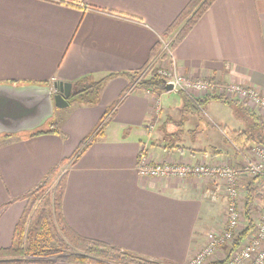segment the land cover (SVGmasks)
<instances>
[{
    "label": "crops",
    "instance_id": "obj_1",
    "mask_svg": "<svg viewBox=\"0 0 264 264\" xmlns=\"http://www.w3.org/2000/svg\"><path fill=\"white\" fill-rule=\"evenodd\" d=\"M70 1L0 0V84L47 81L71 83L73 89L86 76L104 79L95 105H73L62 114L58 125L65 137L0 135V248L14 241L27 204L18 198L54 165L74 157L81 141L111 110L103 136L65 167L64 219L83 237L146 259L187 264L210 236L225 228L226 184L221 179L142 176L140 153L145 151L151 164L204 162L238 168L240 204L250 182L260 190L254 216L255 209L264 206V185L253 177L246 183L249 175L242 166L250 151L239 152L227 141L228 130L246 129L252 118L246 113L241 120L220 100L205 104V117L201 112L191 116L185 104L176 117L175 106L163 105L166 91L160 96L141 90L127 93L131 74L150 64L153 47L190 0ZM172 55L185 77L254 87L264 95V0H215ZM169 64L170 58L164 57L154 66ZM111 73L128 74L110 77ZM216 107L221 114L209 113ZM247 107L264 122L263 109ZM164 113L168 124L163 123ZM216 117L229 122L221 124ZM155 121L156 127L148 129ZM159 124L166 133L154 138ZM178 132L190 142L194 136H205L206 144L172 145L167 135Z\"/></svg>",
    "mask_w": 264,
    "mask_h": 264
},
{
    "label": "trees",
    "instance_id": "obj_2",
    "mask_svg": "<svg viewBox=\"0 0 264 264\" xmlns=\"http://www.w3.org/2000/svg\"><path fill=\"white\" fill-rule=\"evenodd\" d=\"M60 1L69 4L73 3L70 0ZM214 1L190 0L187 3L172 24L165 30L162 39L153 47L150 64L131 74V83L127 89V93L141 90L150 92L155 96H160L165 92L169 83L164 76L158 73V68L154 66L157 59L162 60L168 55L163 48L162 40L166 38L165 40L168 41L169 48L171 50L175 49L194 28ZM125 74L128 73H111L110 77ZM103 83L104 79L96 81L90 76L80 78L75 82L72 92L68 97L69 103L71 104V99L74 97V102L79 101V104L85 106L95 105L99 100ZM39 84L48 83L44 81ZM183 93L185 96V108L187 110H201L207 102L220 100L234 108L240 115L245 116L248 113L251 116L252 121L249 130L237 129L228 130L227 132V141L233 144L239 152L243 153L251 142L264 144V122L247 107L244 101L235 97L228 99L212 94L196 97L186 92ZM117 104L118 102L115 105ZM110 112L111 110H108L96 129L81 141L74 157L64 159L58 165H54L36 186L18 198V200H25L27 204L16 225L12 245L8 248H0V264H53L56 261H67L76 264H172L166 261L146 259L104 241L83 237L70 228L64 219L62 201L67 172H61L63 168L65 169L68 162L76 163L80 156L103 136L105 127L109 122L107 116ZM42 134L64 136L59 125L56 121L52 120L47 129H37L29 133L32 137ZM1 136H11V134H2ZM236 170L240 173L238 168ZM51 189L53 191L50 193ZM258 198H261L260 190L250 182L243 210L247 225L245 230L235 240L232 251L238 249L243 239L255 229L256 221L253 220L252 214L255 201ZM51 223L55 224L61 235L65 238L66 243L69 244V247L62 246L61 249H44L40 246L41 236L52 225ZM217 264H225V261Z\"/></svg>",
    "mask_w": 264,
    "mask_h": 264
},
{
    "label": "built area",
    "instance_id": "obj_3",
    "mask_svg": "<svg viewBox=\"0 0 264 264\" xmlns=\"http://www.w3.org/2000/svg\"><path fill=\"white\" fill-rule=\"evenodd\" d=\"M163 48L170 58V64L159 66L158 73L164 76L173 89L187 94L208 95L218 94L231 96L244 101L252 107L264 110V95L254 87L239 84H217L202 79H192L181 75L174 61L169 43L162 40ZM150 93V92H148ZM158 101L157 114L160 112ZM152 128L153 125H148ZM255 154L260 157L254 160V152L249 155L242 166V171L249 176L260 180L264 185V151L255 149ZM146 152L142 151L138 160V172L142 176L151 178L186 179L189 177L200 179H221L226 184L229 196L228 216L224 230L221 233L209 237L207 244L187 264H208L218 249L233 243L237 237V230L243 216L240 204L241 192L239 187L240 173L230 164L208 163H157L151 164L146 158ZM225 264H264V206L261 208L260 217L255 222V229L250 238L238 249L231 251L226 257Z\"/></svg>",
    "mask_w": 264,
    "mask_h": 264
},
{
    "label": "water",
    "instance_id": "obj_4",
    "mask_svg": "<svg viewBox=\"0 0 264 264\" xmlns=\"http://www.w3.org/2000/svg\"><path fill=\"white\" fill-rule=\"evenodd\" d=\"M0 84V135L18 134L39 129L52 118L56 108L70 106L71 83ZM173 89L168 84L167 91Z\"/></svg>",
    "mask_w": 264,
    "mask_h": 264
},
{
    "label": "rangeland",
    "instance_id": "obj_5",
    "mask_svg": "<svg viewBox=\"0 0 264 264\" xmlns=\"http://www.w3.org/2000/svg\"><path fill=\"white\" fill-rule=\"evenodd\" d=\"M165 39H163V40H165ZM156 68H158V67H156ZM48 85H51V84L48 83ZM51 87H52V91H54L55 90L54 84H52ZM165 91H166V93L168 95H165L163 97V99H164L163 105L166 104L168 107L169 106H175L177 108V110H178V112L175 113L176 114V117H179V114H180V112H182V110H180L178 107L183 105V108H184V104H185V101H183V102L180 101V99H183V96L180 93L181 91L179 92V90H177V89H172L170 91L165 90ZM212 95L223 96L224 98L232 99L231 96H224V95H218V94H212ZM78 102L79 101H75L74 102V97H73L71 99L70 106L77 105V104H79ZM217 102L223 103L225 106L230 107L228 104H226V103H224L222 101H217ZM70 106H68L66 108H56L55 109L54 116L52 118L48 119L39 129H47L49 127L50 123H51V120L52 121H56V123L58 124V122H60V118H61L62 114L65 113V111H67ZM206 107H207V105L204 106L205 109H206ZM167 108H164V110H166ZM204 108L201 109V110H192V109H190L188 111H190L191 116H195V114H199L201 112V116L202 117H205V114L203 113ZM217 109H218L217 107L216 108H210L209 109V113L214 114V115L215 114L216 115L221 114L219 112V110H217ZM234 113L235 114H238V117L241 120L243 119V117H241L239 113H237L236 111H234ZM162 119H163V123L164 124H168L169 119H168L167 115H165V113L163 114V118ZM215 120L218 121L221 124H226L227 122H229L225 117H216ZM156 122L157 121H155V123L151 122L149 125H153V127L152 128H148V129L153 130L156 127V125H157ZM209 124H211L210 121H209ZM190 126L193 127V124H190ZM249 126H250L249 124L246 125V127H245L246 130H249V128H250ZM211 128L214 129V126L211 125ZM238 128L244 129V126L243 127H237L236 126V129H238ZM163 129L164 128H162V129L160 128V124H159L158 127L156 128L155 132H154V138L156 137L157 133H161V132L166 133ZM215 131L216 130H212L211 133H214ZM29 132H31V131H29ZM29 132H21L20 134H25V133H29ZM167 138H169L170 143L172 145L199 146L201 144L202 145L206 144V142L204 141L205 136H203V137L201 136L200 138H198L197 136H194V138L190 142L189 139L186 137V134H183L181 132L172 133L171 135H167ZM253 148H255V149H262L264 151V144H259V143H255V142L253 143V142H251L246 147V149H245L246 152L247 151L254 152V155H253L254 160L260 159V157L255 154V151H254ZM245 150H244V152H245ZM64 171H66V170L63 168V170H62L61 173H64ZM251 178L252 177H250V176L249 177H245L244 180L246 181V183H248V182L251 181ZM52 191H53V189H51L49 192L51 193ZM242 195H243V198H242L243 204H241V207H242V210H243L244 201H245V198H244L245 196H244L243 191H242ZM258 205L260 206L259 203H258ZM259 210H260L259 207H257V209H255L254 216L252 214V218H253V220L255 219V221L260 217L261 210L260 211ZM51 224L52 225L47 230H45V232H43V234L41 236V239H40V246L43 247L44 249H54V248L61 249L62 246L63 247L65 246L66 248L69 247V244L66 243L65 238L61 235V233L59 232V230L57 229V227L55 226V224L54 223H51ZM246 225L247 224H246V220H245V216H244V212H243L242 220H241L240 225H239V228L237 230V237L235 238V240L239 237V234L242 233L245 230ZM252 232L249 233L245 237V239H243L241 245H243V243L248 238H250V236L252 235ZM235 240H233V243H229L228 245H225L224 247H221L220 249H218V251L216 252V254L211 257V259L209 260L208 264H217L219 262L225 261L226 260V257L228 256V254L234 248V244H235L234 242H235Z\"/></svg>",
    "mask_w": 264,
    "mask_h": 264
}]
</instances>
